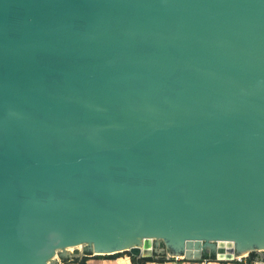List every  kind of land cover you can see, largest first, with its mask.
<instances>
[{"label": "water", "instance_id": "95a60500", "mask_svg": "<svg viewBox=\"0 0 264 264\" xmlns=\"http://www.w3.org/2000/svg\"><path fill=\"white\" fill-rule=\"evenodd\" d=\"M80 248L264 254V0H0V264Z\"/></svg>", "mask_w": 264, "mask_h": 264}, {"label": "trees", "instance_id": "16d2710c", "mask_svg": "<svg viewBox=\"0 0 264 264\" xmlns=\"http://www.w3.org/2000/svg\"><path fill=\"white\" fill-rule=\"evenodd\" d=\"M122 256H128L131 260L132 264H146L147 262H167V261H187L188 259L186 258H181L176 260V258L168 256V254H155L153 257H137L131 254L130 251H124V252H119V253H114V254H108V255H96L93 254V252L88 251V250H83L80 251L79 249H76L74 252V255L71 257H65L62 258L61 262L59 264H68V263H75V264H89V262L93 259H106L109 262H114L119 257ZM264 260V254L258 251L251 252L245 262L238 261L237 259L233 261H223L226 263L232 262L237 263V264H253L254 261L256 260ZM216 261V256L212 252L211 254H205L202 259L198 260H193V261ZM222 262V261H221Z\"/></svg>", "mask_w": 264, "mask_h": 264}, {"label": "crops", "instance_id": "0c3cea01", "mask_svg": "<svg viewBox=\"0 0 264 264\" xmlns=\"http://www.w3.org/2000/svg\"><path fill=\"white\" fill-rule=\"evenodd\" d=\"M80 251H83V249H79ZM183 262L185 261H167V262H147L146 264H183ZM205 262H207L206 260L205 261H186V264H204ZM244 262V261H242ZM68 264H75V263H68ZM89 264H132L131 263V260L128 256H122V257H119L117 258L116 260H114V262H109L108 260L106 259H93L89 262ZM221 264V263H220ZM235 264V263H234ZM253 264H264V260L263 259H260V260H256L253 262Z\"/></svg>", "mask_w": 264, "mask_h": 264}, {"label": "rangeland", "instance_id": "374dc122", "mask_svg": "<svg viewBox=\"0 0 264 264\" xmlns=\"http://www.w3.org/2000/svg\"><path fill=\"white\" fill-rule=\"evenodd\" d=\"M82 248V247H81ZM179 259H181V258H179ZM176 260H178V259H176ZM188 261H191V260H187V262ZM233 264L232 262H229V263H226V262H221V260H216V261H207V262H205L204 264ZM183 264H186V261L185 262H183ZM235 264H237V263H235Z\"/></svg>", "mask_w": 264, "mask_h": 264}, {"label": "built area", "instance_id": "2783aa9c", "mask_svg": "<svg viewBox=\"0 0 264 264\" xmlns=\"http://www.w3.org/2000/svg\"><path fill=\"white\" fill-rule=\"evenodd\" d=\"M246 258H247V257H239L237 260H238V261H241V262H242V261L245 262Z\"/></svg>", "mask_w": 264, "mask_h": 264}]
</instances>
